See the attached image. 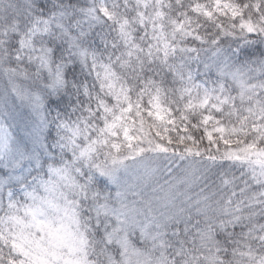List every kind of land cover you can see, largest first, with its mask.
<instances>
[{
	"label": "snow or ice",
	"instance_id": "6c2138e0",
	"mask_svg": "<svg viewBox=\"0 0 264 264\" xmlns=\"http://www.w3.org/2000/svg\"><path fill=\"white\" fill-rule=\"evenodd\" d=\"M0 264H264V0H0Z\"/></svg>",
	"mask_w": 264,
	"mask_h": 264
}]
</instances>
